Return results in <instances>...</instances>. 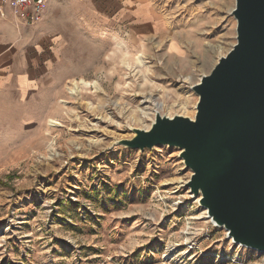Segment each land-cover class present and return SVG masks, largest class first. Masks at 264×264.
Returning a JSON list of instances; mask_svg holds the SVG:
<instances>
[{"label":"rangeland","instance_id":"obj_1","mask_svg":"<svg viewBox=\"0 0 264 264\" xmlns=\"http://www.w3.org/2000/svg\"><path fill=\"white\" fill-rule=\"evenodd\" d=\"M126 1L151 27L114 28L77 4L59 89L0 123V264H264L212 223L178 148L119 144L148 129L158 102L161 116L194 117L191 86L235 44V0ZM81 79L99 88L70 99Z\"/></svg>","mask_w":264,"mask_h":264},{"label":"water","instance_id":"obj_2","mask_svg":"<svg viewBox=\"0 0 264 264\" xmlns=\"http://www.w3.org/2000/svg\"><path fill=\"white\" fill-rule=\"evenodd\" d=\"M235 44L191 86L195 115L156 113L119 144L175 147L186 184L233 244L264 254V0H235Z\"/></svg>","mask_w":264,"mask_h":264},{"label":"crops","instance_id":"obj_3","mask_svg":"<svg viewBox=\"0 0 264 264\" xmlns=\"http://www.w3.org/2000/svg\"><path fill=\"white\" fill-rule=\"evenodd\" d=\"M114 2V4H112ZM113 5L107 16L106 5ZM79 4L86 12L97 14V19L113 23L114 28L130 21L133 28L151 27L150 23L137 24L132 3L120 0H47L40 20L31 22L30 10L18 9L2 4L0 16V123L22 121L28 111L13 113L12 107H26L30 103L43 107L45 102L38 98L39 91L59 89L62 45L69 34V19H83L72 10ZM149 20L146 19L145 22ZM137 24V25H136ZM23 97L25 99H23ZM39 112V111H38ZM38 114L34 117L38 118Z\"/></svg>","mask_w":264,"mask_h":264},{"label":"built area","instance_id":"obj_4","mask_svg":"<svg viewBox=\"0 0 264 264\" xmlns=\"http://www.w3.org/2000/svg\"><path fill=\"white\" fill-rule=\"evenodd\" d=\"M47 0H0V16H3L2 4L23 10H30L31 22H37L41 19Z\"/></svg>","mask_w":264,"mask_h":264},{"label":"bare ground","instance_id":"obj_5","mask_svg":"<svg viewBox=\"0 0 264 264\" xmlns=\"http://www.w3.org/2000/svg\"><path fill=\"white\" fill-rule=\"evenodd\" d=\"M139 59H140V57H138ZM138 59V60H139ZM140 62V61H139ZM90 86H93L96 90L99 88V86H98V84H97V82H87V81H85V80H83V79H81L80 81H73L72 82V87L71 88H67V93H68V96L70 97V99H72L73 98V96H74V94H76L77 93V91L78 90H81L82 89V87L83 88H88V87H90ZM81 95V94H80ZM59 103L61 104V107H64V106H66V102L65 101H63V100H60L59 101ZM117 103V102H116ZM104 107V106H103ZM182 107V106H181ZM186 108V107H185ZM95 109H98V108H90V111L91 112H95L96 110ZM161 109H162V103H157L156 104V109H155V111L153 112V115L154 114H156V113H159L160 114V112H161ZM101 110H102V108H101ZM95 114V113H94ZM100 115V114H99ZM152 121V120H151ZM48 126L50 127V128H54V127H56V126H60V124H59V122H57L56 120H54V119H50V120H48ZM145 127V126H144ZM150 126H148V128H149ZM240 246V245H239ZM240 247H242V246H240Z\"/></svg>","mask_w":264,"mask_h":264}]
</instances>
